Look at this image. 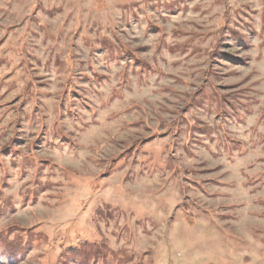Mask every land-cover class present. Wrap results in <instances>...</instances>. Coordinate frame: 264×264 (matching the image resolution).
I'll use <instances>...</instances> for the list:
<instances>
[{
	"label": "rangeland",
	"instance_id": "obj_1",
	"mask_svg": "<svg viewBox=\"0 0 264 264\" xmlns=\"http://www.w3.org/2000/svg\"><path fill=\"white\" fill-rule=\"evenodd\" d=\"M0 264H264V0H0Z\"/></svg>",
	"mask_w": 264,
	"mask_h": 264
},
{
	"label": "trees",
	"instance_id": "obj_2",
	"mask_svg": "<svg viewBox=\"0 0 264 264\" xmlns=\"http://www.w3.org/2000/svg\"><path fill=\"white\" fill-rule=\"evenodd\" d=\"M1 150H2L1 152H8V151H11V148L5 147V148H2Z\"/></svg>",
	"mask_w": 264,
	"mask_h": 264
}]
</instances>
